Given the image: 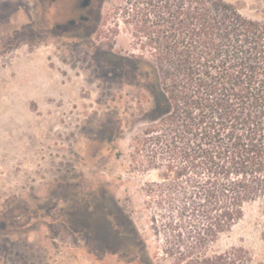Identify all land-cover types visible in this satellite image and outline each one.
Segmentation results:
<instances>
[{
	"label": "rangeland",
	"instance_id": "1",
	"mask_svg": "<svg viewBox=\"0 0 264 264\" xmlns=\"http://www.w3.org/2000/svg\"><path fill=\"white\" fill-rule=\"evenodd\" d=\"M83 1L0 0V264H178L210 174L153 121L164 0ZM232 250L264 264V196L204 254Z\"/></svg>",
	"mask_w": 264,
	"mask_h": 264
},
{
	"label": "trees",
	"instance_id": "2",
	"mask_svg": "<svg viewBox=\"0 0 264 264\" xmlns=\"http://www.w3.org/2000/svg\"><path fill=\"white\" fill-rule=\"evenodd\" d=\"M164 3L155 64L143 62L156 80L153 121H169L174 134L184 128V153L203 158L210 174L192 194L205 221L178 264H246L240 251L207 257L204 249L264 196V20L223 0Z\"/></svg>",
	"mask_w": 264,
	"mask_h": 264
},
{
	"label": "flooded vegetation",
	"instance_id": "3",
	"mask_svg": "<svg viewBox=\"0 0 264 264\" xmlns=\"http://www.w3.org/2000/svg\"><path fill=\"white\" fill-rule=\"evenodd\" d=\"M88 4H89V2H87V0H84V1L82 2V6H83V7H87ZM117 220L119 221L120 219H117ZM121 226H124V223H121Z\"/></svg>",
	"mask_w": 264,
	"mask_h": 264
}]
</instances>
